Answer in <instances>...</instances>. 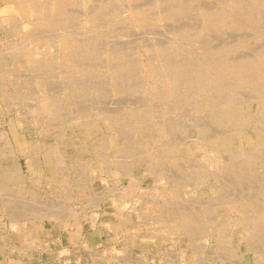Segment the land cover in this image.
<instances>
[{"label": "rangeland", "instance_id": "obj_1", "mask_svg": "<svg viewBox=\"0 0 264 264\" xmlns=\"http://www.w3.org/2000/svg\"><path fill=\"white\" fill-rule=\"evenodd\" d=\"M47 1L0 0V169L19 167L23 237L49 251L84 229L67 264H264V0Z\"/></svg>", "mask_w": 264, "mask_h": 264}, {"label": "crops", "instance_id": "obj_2", "mask_svg": "<svg viewBox=\"0 0 264 264\" xmlns=\"http://www.w3.org/2000/svg\"><path fill=\"white\" fill-rule=\"evenodd\" d=\"M16 155L19 156L20 154L16 153ZM1 167L0 264H49V253H51L52 258L51 264H67L72 260V249H74L75 246L81 244V249L83 248V246H86L84 248H87V239H85L84 245L83 241H79L78 237H76L83 235V233H85L84 229H81L80 235H78L77 233L79 232L74 234L73 230L69 231L70 229L68 228L63 230V228L59 227L60 238H57L55 243L60 244V246H55L54 249L50 248L49 251H47L46 249H42L40 247L39 240L36 241V239L32 237V235H29L28 239H25L23 237L25 233L24 229L22 230L17 226V223H15L17 220L22 219L23 217L18 212L14 211L13 208V203L15 201H19L17 200L20 197L18 196V194L21 192V188H23V181H14L12 179L13 174H16V179H19V167L18 165H14V167H12L13 169H10L8 166L4 165H2ZM9 189L13 190L14 194L17 195V197L13 196V194L10 195L9 192H7ZM73 238H75V243L73 241ZM58 241L61 243H57Z\"/></svg>", "mask_w": 264, "mask_h": 264}, {"label": "bare ground", "instance_id": "obj_3", "mask_svg": "<svg viewBox=\"0 0 264 264\" xmlns=\"http://www.w3.org/2000/svg\"><path fill=\"white\" fill-rule=\"evenodd\" d=\"M2 1H3V0H2ZM10 1H11V0H10ZM16 1H18V0H16ZM31 1H33V0H19V4L25 6V4H28V3H30ZM35 1H36V0H35ZM39 1H40V0H39ZM45 1H47V0H45ZM48 1H49V0H48ZM48 1H47V2H48ZM51 1H52V0H51ZM53 1H55V0H53ZM115 1H116V0H115ZM120 1H121V0H120ZM158 1H159V0H158ZM158 1H157V2H158ZM169 1H170V0H169ZM176 1H177V0H176ZM186 1H187V0H186ZM194 1H196V0H194ZM143 2H144V1H143ZM182 2H183V0H182ZM260 2H261V1H260ZM260 2H259V3H260ZM32 3L34 4V2H32ZM32 3H31V4H32ZM45 3H46V2H45ZM50 3H52V2H50ZM54 3H55V2H54ZM60 3H61V2H60ZM62 3H63V2H62ZM96 3H97V2H96ZM106 3H107V2H106ZM127 3H128V2H127ZM150 3H151V2H150ZM226 3H227V2H226ZM233 3H234V2H233ZM42 4H43V3H42ZM42 4H41V5H42ZM47 4H49V2H48ZM136 4H139V3H136ZM157 4H158V3H157ZM159 4H160V3H159ZM177 4H178V3H175L176 6H177ZM180 4H181V3H180ZM228 4H230V3H228ZM247 4H249V3H247ZM251 4H252V3L250 2V7H251ZM29 5H30V4H29ZM57 5H58V3H57ZM126 5H127L126 9L129 8V7H128V4H126ZM131 5H132V4H131ZM133 5H135V4H133ZM133 5H132V6H133ZM172 5H173V4H172ZM172 5H171V6H172ZM175 5H174V6H175ZM181 5H182V4H181ZM185 5H187V4H184V6H185ZM195 5H196V4H195ZM226 5H227V4H226ZM230 5H231V4H230ZM230 5H229V6H230ZM238 5H239V4H238ZM243 5H244V4H243ZM6 6H9V5H6ZM100 6H101V5H100ZM120 6H121V5H120ZM120 6H119V7H120ZM229 6H228V7H229ZM235 6H237V5H235ZM245 6H246V5H245ZM255 6H256V5H255ZM260 6H261V3H260ZM260 6H258V7L256 6V7H257L258 9H261V8H259ZM30 7H31V6H30ZM32 7H33V6H32ZM49 7H50V6H49ZM49 7H48V8H49ZM54 7H55V6H54ZM57 7H60V6H57ZM159 7H160V6H159ZM169 7H170V6H169ZM178 7H179V4H178ZM185 7H186V6H185ZM225 7H226V6H225ZM230 7H231V6H230ZM246 7H247V6H246ZM248 7H249V6H248ZM253 7H254V6H253ZM256 7H254V8H256ZM62 8H63V7H62ZM144 8H145V7H144ZM164 8H165V7H164ZM179 8H181V7H179ZM179 8H178V9H179ZM222 8H223V7H222ZM243 8H244V7H243ZM243 8H242V9H243ZM254 8H252V10L256 11ZM9 9H10V7H9ZM52 9H53V8H52ZM94 9H95V8H94ZM96 9H97V8H96ZM101 9H102V8H101ZM113 9H114V8H113ZM145 9H146V8H145ZM166 9H167V8H166ZM185 9H186V8H185ZM223 9H224V8H223ZM226 9H227V13H228V8H226ZM34 10H37V8L34 7ZM34 10H33V11H34ZM57 10H59V9H57ZM61 10H62V9H61ZM103 10H104V9H103ZM127 10H128V9H127ZM143 10H144V9H143ZM161 10H162V9H161ZM205 10H206V9H205ZM217 10H218V9H217ZM219 10H220V9H219ZM235 10H236V9H235ZM237 10H238V9H237ZM245 10H246V11H245ZM245 10H244L243 14H244L245 12L248 14L247 9H245ZM16 11H17V10H16ZM31 11H32V9H31ZM41 11H42V10H41ZM46 11H47V9H46ZM105 11H106V10H105ZM105 11H104V12H105ZM111 11H115V9H114V10H111ZM116 11H117V10H116ZM128 11H129V10H128ZM158 11H160V10H158ZM180 11H181V10H180ZM183 11H184V10H183ZM208 11H209V10H208ZM208 11H207V12H208ZM250 11H251V10H250ZM257 11H259V10H257ZM28 12H29V11H28ZM38 12H39V11H37L36 13H38ZM49 12H50V10H49ZM57 12H58V11H57ZM83 12H84V10H83ZM101 12H102V11H101ZM101 12H100V13H101ZM109 12H110V11H109ZM117 12H118V11H117ZM119 12H120V10H119ZM153 12H154V11H153ZM153 12H152V13H153ZM156 12H157V11H156ZM229 12H230V11H229ZM251 12H252V11H251ZM15 13H16V12H15ZM19 13H20V12H19ZM34 13H35V12H34ZM34 13H33V14H34ZM95 13H98V12H95ZM95 13H94V15H95ZM107 13H108V12H107ZM124 13H127V12L124 11ZM124 13H123V14H124ZM165 13H166V11H165ZM168 13H169V12H168ZM204 13H205V12H204ZM213 13H214V12H213ZM230 13H231V12H230ZM13 14H14V13H13ZM39 14H40V12H39ZM46 14H47V15H50V14H48V12H46ZM56 14H57V13H56ZM58 14H59V13H58ZM91 14H92V13H91ZM108 14H109V13H108ZM114 14H116V13L114 12ZM114 14H113V16H115ZM120 14H121V13H120ZM130 14H132V13H130ZM155 14H156V13H155ZM157 14H158V12H157ZM160 14H161V13H160ZM173 14H174V13H173ZM215 14H216V13H215ZM222 14H223V13H221V15H222ZM224 14H225V13H224ZM237 14H238V13H237ZM240 14H242V12H241ZM254 14H255V13H254ZM15 15H16V14H15ZM29 15H30V14H29ZM51 15H53V17H54V14H51ZM87 15H88V14H87ZM103 15H104V14H103ZM103 15H102V16H103ZM110 15H111V14H110ZM116 15H117V14H116ZM203 15H204V14H203ZM209 15H210V14H209ZM41 16L43 17V15H41ZM82 16H83V15H82ZM88 16H89V15H88ZM88 16H87V17H88ZM90 16H92V15H90ZM90 16H89V18H90ZM102 16H101V18H102ZM108 16H109V15H108ZM123 16H124V15H123ZM125 16H126V15H125ZM128 16H129V15H128ZM152 16H153V15H152ZM166 16H167V14H166ZM171 16H172V15H171ZM214 16H215V15H214ZM218 16H219V15H218ZM228 16H230V15H228ZM47 17H48V16H47ZM55 17H56V16H55ZM57 17H60V14H59V16H57ZM147 17H150V16L148 15ZM211 17H212V16H211ZM226 17H227V16H226ZM246 17H247V16H246ZM14 18H15V17H14ZM19 18H20V17H19ZM22 18H23V17H22ZM27 18H28V17H27ZM37 18H38V17H37ZM49 18H50V17H49ZM49 18H48V20H49ZM62 18H63V17H62ZM96 18L99 19V17H97V16H96ZM101 18H100V19H101ZM106 18H108L107 15H106ZM126 18H127V17H126ZM126 18H125V19H126ZM141 18H144V16L142 15ZM164 18H165V17H164ZM174 18H175V17H174ZM230 18H232V17L230 16ZM230 18H229V19H230ZM15 19H16V18H15ZM25 19H26V18H25ZM46 19H47V18H46ZM53 19H54V18H53ZM90 19H91V18H90ZM93 19H94V18H93ZM97 19H95V20H97ZM133 19H134V18H133ZM147 19H149V18H147ZM147 19H146V20H147ZM165 19H166V18H165ZM221 19H222V18H221ZM227 19H228V18H227ZM20 20H22V19H20ZM44 20H45V19H44ZM54 20H55V19H54ZM59 20H60V19H59ZM61 20H63V19H61ZM95 20H93V21H95ZM101 20H102V19H101ZM101 20H99V21H101ZM104 20H105V19H104ZM104 20H103V21H104ZM115 20H116V19H115ZM123 20H124V19H123ZM205 20H206V19H205ZM208 20H209V19H208ZM225 20H226V19H225ZM246 20H247V19H246ZM22 21H23V20H22ZM50 21H51V19H50ZM86 21H87V20H86ZM89 21H91V20H89ZM97 21H98V20H97ZM105 21H106V20H105ZM108 21H109V19H108ZM144 21H145V20H144ZM210 21H211V20H210ZM217 21H218V20H217ZM12 22H13V21H12ZM20 22H21V21H20ZM24 22H25V21H24ZM29 22H30V21H29ZM37 22H38V21H37ZM95 22H96V21H95ZM114 22H117V21H114ZM158 22H159V21H158ZM211 22H212V21H211ZM228 22H229V21H228ZM232 22H233V21H232ZM242 22H243V21H242ZM247 22L249 23V22H251V21L248 20ZM33 23H35V22H33ZM52 23H53V22H52ZM55 23H56V22H55ZM89 23H90V22H89ZM92 23H94V22H92ZM96 23H97V22H96ZM96 23H95V24H96ZM98 23H99V22H98ZM103 23H104V22H103ZM111 23H112V21H111ZM142 23H143V22H142ZM144 23H145V22H144ZM220 23H221V22H220ZM236 23H237V22H236ZM256 23H257V21H256ZM95 24H94V25H95ZM113 24H114V23H113ZM128 24H130V23H128ZM209 24H210V23H209ZM216 24H217V23H216ZM249 24H250V23H249ZM259 24H260V22H259ZM10 25H11V24H10ZM94 25L92 24L93 28L95 27ZM186 25H187V24H186ZM225 25L227 26L228 24L224 23V26H225ZM240 25H241V24H240ZM6 26H9V23H8V25H6ZM6 26H5V27H6ZM24 26H25V25H24ZM37 26H38V25H37ZM39 26H40V25H39ZM39 26H38V27H39ZM89 26H90V25H89ZM106 26H107V24H106ZM134 26H135V24H134ZM205 26H208V25H205ZM217 26L220 28V25H217ZM217 26H216V27H217ZM222 26H223V25H222ZM222 26H221V27H222ZM28 27H30V26H28ZM97 27H98V26H97ZM97 27L95 28L96 30H97ZM135 27H136V26H135ZM135 27H134V29H135ZM216 27H215V28H216ZM228 27H229V25H228ZM228 27H227V28H228ZM32 28H33V26H32ZM68 28H69V27H68ZM88 28H89V27H88ZM91 28H92V27H91ZM106 28H107V27H106ZM120 28H121V27H120ZM230 28H231V27H230ZM25 29H26V28H25ZM99 29H100V28H99ZM140 29H141V28H139V30H140ZM205 29H206V28H205ZM205 29H204V31H205ZM211 29H212V28H211ZM223 29H224V28H223ZM246 29H247V28H246ZM69 30H70V29H69ZM214 30H216V29H214ZM214 30H213V31H214ZM217 30L219 31L218 28H217ZM10 31H11V30H10ZM62 31H64V30H62ZM62 31H61V33L59 34L58 39L56 40V41H57V43H56V46H57V47H56V48H58L59 51H61V53H62V52H66L67 49H68V46H70V45H69V40H68V39H69V38H68V34H66L67 32L65 33V32H62ZM65 31H66V30H65ZM91 31H92V30L89 31V34H90ZM135 31H136V30H135ZM211 31H212V30H211ZM21 32H22V31H21ZM136 32H138V31H136ZM198 32H199V31H198ZM215 32H216V31H215ZM33 33H34V32H33ZM93 33H94V32H93ZM132 34L135 35L134 33H132ZM195 34H196V33H195ZM17 35H18V34H17ZM17 35H16V36H17ZM85 35H86V34H85ZM145 35H146V34H145ZM190 35H191V34H190ZM92 36H93V35H92ZM148 36H149V35H148ZM191 36H192V35H191ZM200 36H201V35H200ZM202 36H206V35L202 32ZM202 36H201V37H202ZM13 37H14V36H13ZM32 37H33V36H32ZM36 37H37V36H36ZM56 37H57V36H56ZM89 37H90V36H88V38H89ZM177 37H178V35H177ZM193 37H195V36H192V38H193ZM149 38H150V37H149ZM158 38H159V37H158ZM195 38H196V37H195ZM32 39H33V38H32ZM169 39H170V38H169ZM193 39H194V38H193ZM29 40H30V39H29ZM88 40H89V39H88ZM179 40H181V39H179ZM179 40H177V41H179ZM199 40H200V39H199ZM201 40H202V38H201ZM70 41H71V40H70ZM145 41H146V40H145ZM197 41H198V40H197ZM197 41H195L194 44H196ZM190 42H191V41H190ZM31 43H32V42H31ZM33 43H34V42H33ZM35 43H36V42H35ZM35 43H34V44H35ZM114 43H115V42H114ZM174 43H175V42H174ZM181 43H182V42H181ZM198 43L201 44L200 42H198ZM198 43H197V44H198ZM87 44H88V43H87ZM89 44H91V43H89ZM139 44H140V43H139ZM175 44H176V43H175ZM177 44H179V43L177 42ZM190 44H191V43H190ZM194 44H193V45H194ZM244 44H245V43H244ZM23 45H24V44H23ZM26 45H27V44H26ZM240 45H241V44H240ZM242 45H243V44H242ZM245 45H246V44H245ZM29 46H30V45H29ZM86 46H87V45H86ZM92 46H93V45H92ZM174 46H175V45H174ZM189 46H190V45H189ZM195 46H196V45H195ZM230 46H231V45H230ZM232 46H233V45H232ZM235 46H236V45H235ZM237 46H238V45H237ZM33 47H34V46H33ZM38 47H39V46H38ZM96 47H97V45L95 46V48H96ZM98 47H99V46H98ZM112 47H113V45H112ZM142 47H143V46H142ZM142 47H141V48H142ZM176 47H178V46L176 45ZM181 47H182V44H181ZM20 48H21V47H20ZM20 48H18V49H20ZM35 48H36V47H35ZM203 48H204V47H203ZM235 48H236V47H235ZM240 48H242V46H240ZM16 49H17V48H16ZM54 49H55V48H54ZM58 49H57V50H58ZM84 49H85V48H84ZM111 49H113V48H111ZM175 49H176V48H175ZM175 49H174V50H175ZM177 49H178V48H177ZM229 49H230V48H229ZM229 49H228V50H229ZM28 50H29L28 52H30V49H28ZM71 50H72V49H71ZM85 50H86V49H85ZM88 50H89V49H88ZM94 50H95V49H94ZM153 50H154V48H153ZM178 50H180V49H178ZM181 50H182V49H181ZM220 50H221V49H220ZM230 50H231V49H230ZM232 50H233V49H232ZM24 51H25V49H24ZM36 51H37V50H36ZM38 51H39V49H38ZM38 51H37V52H38ZM45 51H46V50H45ZM52 51H55V50H52ZM97 51H98V49H97ZM104 51H106L105 48H104ZM110 51H111V50H110ZM225 51H226V50H225ZM225 51H224V52H225ZM18 52H20V51L18 50ZM193 52H194V51H193ZM224 52H223V53H224ZM105 53H106V52H105ZM105 53H104V54H105ZM154 53H155V52H154ZM168 53H169V52H168ZM168 53H167V54H168ZM173 53H178V51H176V52L174 51ZM213 53H214V51H213ZM216 53H217V51H216ZM220 53H221V52H220ZM223 53H222V55H223ZM226 53H227V51H226ZM226 53H225V54H226ZM114 54H115V53H114ZM167 54H165V55H167ZM199 54H200V53H199ZM234 54H235V53H234ZM258 54H260V53H258ZM12 55H14L13 52H12ZM16 55H17V54H16ZM23 55H24V54H23ZM39 55H40V54H39ZM58 55H59V54H58ZM158 55H159V54H158ZM165 55H164V56H165ZM262 55H263V53H262ZM44 56H45V54H44ZM52 56H53V55H52ZM102 56H105V57H106L107 54H106V55H102ZM102 56H101V57H102ZM112 56H113V55H112ZM169 56H170V54H169ZM171 56H172V54H171ZM196 56H197V55H196ZM205 56H206V55H205ZM229 56H230V55H229ZM55 57H56V56H55ZM114 57H115V55H114ZM117 57H118V56H117ZM146 57H147V56H146ZM149 57H150V56H149ZM10 58H11V57H10ZM24 58H26V57H24ZM40 58H42V57H40ZM48 58H49V56H48ZM102 58H103V57H102ZM209 58H210V57H209ZM234 58H235V57H234ZM55 59H56V58H55ZM57 59H58V58H57ZM109 59H110V58H109ZM145 59H146V58H145ZM173 59H175V58H173ZM179 59H180V58H179ZM179 59H178V61L182 60V58H181L180 60H179ZM200 59H201V58H200ZM210 59H211V58H210ZM231 59H233V58L231 57ZM251 59H252V58H251ZM253 59H254V58H253ZM256 59H257V58H256ZM1 60H2V58H1ZM10 60H11V59H10ZM23 60H24V59H23ZM25 60H26V59H25ZM35 60H36V59H35ZM137 60H139V59H137ZM171 60H172V59H171ZM201 60H202V59H201ZM208 60H209V59H208ZM212 60H213V59H212ZM229 60H230V58H229ZM248 60H249V59H248ZM257 60H258V59H257ZM257 60H256V61H257ZM16 61H17V58H16ZM58 61H59V60H58ZM108 61H109V60H108ZM149 61H150V60H149ZM172 61H173V60H172ZM176 61H177V60H176ZM176 61H175V62H176ZM187 61H188V59H187ZM194 61L196 62V60H194ZM209 61H210V60H209ZM234 61H237V60L235 59ZM250 61H251V60H250ZM254 61H255V60H254ZM254 61H253V62H254ZM260 61H261V60H260ZM152 62H153V61H152ZM180 62H181V61H180ZM182 62H183V61H182ZM189 62H190V61H188V64H189ZM257 62H258V61H257ZM16 63H17V62H16ZM23 63H24V62H23ZM25 63H26V62H25ZM144 63H145V62H144ZM168 63H169V62H168ZM210 63H211V62H209V64H210ZM228 63H229V62H228ZM1 64H2V63H1ZM3 64H4V62H3ZM145 64H146V63H145ZM145 64H144V65H145ZM147 64H148V63H147ZM191 64H192V63H191ZM240 64H241V63H240ZM254 64H255V63H254ZM5 65H6V64H5ZM22 65H23V64H22ZM26 65H27V64H26ZM29 65H30V64H29ZM37 65H38V64H37ZM193 65H194V63H193ZM195 65H196V64H195ZM197 65H199V64H197ZM256 65H257V64H256ZM6 66H7V65H6ZM27 66H28V65H27ZM39 66H40V65H39ZM59 66H60V64H59ZM141 66H142V65H141ZM156 66H157V65H156ZM166 66H167V65H166ZM175 66H177V65H175ZM208 66H209V65H208ZM222 66H223V65H222ZM224 66H225V65H224ZM240 66H241V65H240ZM249 66H250V65H249ZM249 66H248V67H249ZM252 66H253V65H252ZM0 67L2 68V66H0ZM4 67H5V66H4ZM20 67H21V65H20ZM25 67H26V66H25ZM144 67H145V66H144ZM149 67H150V66H149ZM195 67H196V66H195ZM195 67H194V68H195ZM209 67H212V64H211ZM237 67H238V66H237ZM245 67H246V66H245ZM254 67H255V66H254ZM11 68H12V67H11ZM11 68H10V69H11ZM30 68H31V66H30ZM35 68H37V67L35 66ZM64 68H65V67H64ZM66 68H67V67H66ZM66 68H65V69H66ZM142 68H143V67H142ZM166 68H168V67H166ZM215 68H216V67H215ZM258 68H259V67H258ZM8 69H9V68H8ZM10 69H9V72H10ZM26 69H27V67H26ZM40 69H41V68H40ZM61 69H62V68H61ZM164 69H165V68H164ZM188 69H189V68H188ZM202 69H203V68H202ZM209 69L211 70V68H209ZM247 69H249V68H247ZM36 70H37L36 72H38L39 69H36ZM62 70H63V69H62ZM192 70H193V69H192ZM222 70H223V69H222ZM224 70H225V69H224ZM237 70H238V69H237ZM252 70H254V69H252ZM261 70H263V68H262ZM0 71H1V70H0ZM6 71H7V70H6ZM11 71H13V70H11ZM20 71H21V70H20ZM41 71H42V70H41ZM63 71H64V70H63ZM153 71H154V70H153ZM199 71H200V70H199ZM202 71H204V70H202ZM207 71H208V70H207ZM9 72H8V73H9ZM34 72H35V71H34ZM147 72L149 73V71H147ZM168 72H169V71H168ZM184 72H185V71H184ZM208 72H209V71H208ZM208 72H207V73H208ZM222 72H224V71H222ZM11 73H12V72H11ZM26 73H27V72H26ZM156 73H157V72H156ZM245 73H246V72H245ZM33 74H34V73H33ZM171 74H173V73H171ZM193 74H194V73H193ZM258 74H259V73H258ZM0 75H1V73H0ZM30 75H31V74H30ZM38 75H39V74H38ZM147 75H148V74H147ZM147 75H146V76H147ZM162 75L164 76V72L162 73ZM188 75H189V74H187V76H188ZM240 75H241V74H240ZM245 75H246V74H245ZM1 76H2V75H1ZM3 76H6V75H3ZM7 76H9V74H8ZM160 76H161V75H160ZM176 76H178V75H176ZM194 76H195V75H194ZM194 76L192 75V76H190V77H193V78H194ZM204 76H205V75H204ZM222 76H223V75H222ZM45 77H46V76H45ZM148 77H149V76H148ZM158 77H159V76H158ZM184 77H185V76H184ZM149 78H150V77H149ZM171 78H173V76H172ZM213 78H214V77H213ZM215 78H216V77H215ZM250 78H251V77H250ZM253 78H255V77H253ZM152 79H153V78H152ZM152 79H151V80H152ZM162 79H163V78H162ZM187 79H188V78H187ZM220 79H221V78H220ZM259 79H260V78H259ZM154 80H155V79H154ZM156 80H159V79H156ZM169 80H170V79H169ZM169 80H168V81H169ZM183 80H184V79H183ZM183 80H182V81H183ZM194 80H195V79H194ZM196 80H197V78H196ZM198 80H199V79H198ZM215 80H216V79H215ZM253 80H254V79H253ZM255 80H256V79H255ZM152 81H153V80H152ZM166 81H167V80H166ZM200 81H201V79H200ZM204 81H205V79H204ZM204 81H203V82H204ZM243 81H244V82H247V81H246V78L243 79ZM143 82H144V81H143ZM190 82H191V81H190ZM203 82H202V83H203ZM211 82H212V81H211ZM213 82H214V81H213ZM213 82H212V83H213ZM216 82H217V81H216ZM244 82H243V83H244ZM253 82H254V81H253ZM150 83H152V82H150ZM153 83H154V82H153ZM170 83H171V82H170ZM198 83H201V82L198 81L197 84H198ZM202 83H201V85H202ZM206 83H207V82H206ZM221 83H222V82H221ZM161 84H162V83H161ZM168 84H169V83H168ZM168 84H167V85H168ZM181 84H182V82H181ZM197 84H196V85H197ZM203 84H204V83H203ZM218 84H219V83H218ZM235 84H236V83H235ZM235 84H234V85H235ZM146 85H147V84H146ZM163 85H164V84H163ZM194 85H195V84H194ZM194 85H193V86H194ZM201 85H200V86H201ZM241 85H243V84H241ZM245 85H247V84H245ZM248 85H249V84H248ZM250 85H251V84H250ZM151 86H152V85H151ZM168 86H169V85H168ZM193 86H192V87H193ZM204 86H205V85H204ZM232 86H233V84H232ZM232 86H231V87H232ZM146 87H147V86H146ZM164 87H165V86H164ZM194 87H195V86H194ZM219 87H220V86H219ZM221 87H222V86H221ZM231 87H230V88H231ZM259 87H260V86H259ZM176 88H177V87H176ZM260 88H261V87H260ZM158 89H159V88H158ZM192 89H193V88H192ZM256 89H257V88H256ZM146 90H147V89H146ZM168 90H169V89H168ZM173 90H176V89L173 88ZM200 90H201V89H200ZM222 90H223V89H222ZM239 90H240V89H239ZM258 90H259V89H258ZM194 91H195V90H194ZM196 91H197V90H196ZM207 91H208V90H206V88L202 89V92L207 93ZM245 91H246V90H245ZM260 91H261V90H260ZM155 92H156V91H155ZM174 92H175V91H174ZM191 92H192V91H191ZM188 93H189V92H188ZM237 93H238V92H237ZM198 94H200V93H198ZM209 94H210V93H209ZM257 94H258V93H257ZM159 95H161V94H159ZM163 95H164V94H162V96H163ZM183 95H184V94H183ZM189 95H190V94H189ZM252 95H253V94H252ZM186 96H187V95H186ZM198 96H199V95H198ZM221 96H222V95H221ZM221 96H220V97H221ZM225 96H226V95H225ZM235 96H236V95H235ZM256 96H257V95H256ZM187 97H188V96H187ZM187 97H186V98H187ZM195 97H196V96H195ZM199 97H200V96H199ZM247 97H248V96H247ZM251 97L253 98V96H251ZM251 97H250V98H251ZM153 98H154V97H153ZM224 98H225V97H224ZM233 98H234V97H233ZM238 98H239V97H238ZM262 98H263V97H262ZM156 99H157V98H156ZM226 99H227V98H226ZM236 99H237V98H236ZM244 99H248V98H243L242 101H244ZM259 99H261V98H259ZM263 99H264V98H263ZM182 100H183V99H182ZM237 100L239 101V99H237ZM240 100H241V98H240ZM248 100H250V99H248ZM248 100H246V101H248ZM252 100H253V99H251L250 101H252ZM261 100H262V99H261ZM261 100H260V101H261ZM161 101H162V100H161ZM161 101H160V102H161ZM193 101H194V100H193ZM227 101H228V100H227ZM227 101H226V102H227ZM238 101H237V102H238ZM255 101H256V100H255ZM258 101H259V100H258ZM263 101H264V100H263ZM66 102H67V101H66ZM191 102H192V101H191ZM191 102H189V103L191 104ZM239 102H241V101H239ZM239 102H238V103H239ZM248 102H249V101H248ZM47 103H49V101H48ZM58 103H59V102H58ZM157 103H158V102H157ZM189 103H188V104H189ZM197 103H198V101H197ZM197 103H196V104H197ZM223 103L225 104V102H222V105H224ZM234 103H235V102H234ZM241 103H242V102H241ZM243 103H244V102H243ZM181 104H182V103H181ZM186 104H187V103H186ZM192 104H193V103H192ZM194 104H195V103H194ZM198 104H199V103H198ZM226 104H227V103H226ZM230 104H231V103H230ZM202 105H203V104H202ZM258 105H259V104H258ZM220 106H221V105H220ZM243 106H244V105H243ZM261 106H262V105H261ZM212 107H213V105H212ZM223 107H224V106H223ZM169 108H170V107H169ZM259 109H260V108H259ZM259 109H257V110H259ZM50 110H52V109H50ZM195 110H196V109H195ZM206 110H207V109H206ZM215 111H216V112H215V114H216V113H217V109H216ZM239 111H240V110H239ZM246 111H247V110H246ZM33 112L35 113V112H37V110L34 109ZM52 112H53V111H52ZM226 112H229V111L227 110ZM241 112H242V111H241ZM241 112H240V113H241ZM244 112H245V111H244ZM247 112H248V111H247ZM259 112H260V110H259ZM250 113H251V112H250ZM44 114H45V113H44ZM47 114H48V113H47ZM50 114H52V113L50 112ZM213 114H214V112H213ZM235 114H236V113H235ZM246 114H249V112L246 113ZM252 114H253V113H252ZM249 115H250V114H249ZM42 116H43V115H42ZM51 116H55V115L52 114ZM221 116H222V115H221ZM242 116H243V114H242ZM245 116H247V115H245ZM215 117H216V116H215ZM222 117H223V116H222ZM41 118H42V117H41ZM45 118H46V117H45ZM47 118H49V117H47ZM49 119H50V118H49ZM240 119H241V118H240ZM44 120H45V119H44ZM46 120H47V119H46ZM50 120H51V119H50ZM52 120H53V119H52ZM54 120H56V118H55ZM214 120H215V118H214ZM229 121H230V120H229ZM238 121H239V120H238ZM262 121H263V120H262ZM48 122H49V121H48ZM229 123H230V122H229ZM241 123H242V122H241ZM230 124H231V123H230ZM236 125H237V124H236ZM236 125H235V126H236ZM230 126H231V125H230ZM248 126H249V125H248ZM252 126H253V125H252ZM66 128H67V127H66ZM234 128H237V129H238V127H234ZM197 129H198V128H197ZM242 130H244V129H242ZM242 130H240V131H242ZM259 131H262L263 133H262V132H261V133L264 135V131H263V130L260 129ZM242 132H243V131H242ZM242 132H240V133H242ZM250 132H251V131H250ZM252 132H253V130H252ZM254 132H256V131H254ZM261 133H260V134H261ZM196 134H197V131H196V133H195V136H196ZM205 134H206V133H205ZM205 134H204V135H205ZM236 134H237V133H236ZM257 134H259V133H257ZM260 134H259V137H260ZM200 135H201V134H200ZM202 135H203V134H202ZM240 135H241V134H240ZM197 136H198V134H197ZM254 136H255V135H254ZM256 136H257V135H256ZM239 137H240V136H239ZM200 138H201V137H200ZM203 138H204V137H203ZM203 138H202V139H203ZM193 139H194V138H193ZM193 139H192L191 141H193ZM209 139H210V138H209ZM212 139H213V137H212ZM212 139H211V140H212ZM214 139H216L215 136H214ZM256 139H257V138H256ZM183 140H184V139H183ZM196 140H198V138H197ZM239 140H241V139H239ZM205 141H206V140H205ZM207 141H208V140H207ZM218 141H219V140H218ZM260 141H262V140H260ZM179 142H180V141H179ZM182 142H183V141H182ZM194 142H196V141H194ZM200 142H201V141H200ZM212 142H213V141H212ZM214 142H215V141H214ZM219 142H220V141H219ZM256 142H257V141H256ZM184 143H185V142H184ZM188 143H189V142H188ZM223 143H224V141H223ZM230 143H231V142H230ZM179 144H180V143H179ZM189 144H190V143H189ZM191 144H192V143H191ZM196 144H197V143H196ZM201 144H202V143H201ZM203 144H204V143H203ZM216 144H217V143H216ZM255 144H257V143H255ZM259 144H261V143H259ZM118 145H119V144H118ZM120 145H121V144H120ZM212 145H214V144H212ZM262 145H263V144H262ZM188 146H189V145H188ZM98 147H99V146H98ZM120 147H121V146H120ZM122 147H123V145H122ZM177 147H178V145H177ZM180 147H181V146H180ZM180 147H179V148H180ZM190 147H191V146H190ZM200 147H201V146H200ZM55 148H56V147H55ZM171 148H172V147H171ZM196 148H197V147H196ZM196 148H195V150H196ZM217 148H218V147H217ZM197 149H198V148H197ZM204 149H205V147H204ZM206 149H207V147H206ZM206 149H205V150H206ZM210 149H212V148H210ZM226 149H227V146H226ZM230 149H231V148H230ZM59 150H60V149H59ZM123 150H124V149H123ZM193 150H194V149H193ZM200 150H201V149H200ZM220 150H221V149H220ZM222 150H223V149H222ZM169 151H170V150H169ZM206 151H207V150H206ZM171 152H172V150H171ZM176 152H177V150H176ZM199 152H200V151H199ZM209 152H210V151H209ZM3 153H4V152H3ZM204 153H205V152H204ZM211 153H212V152H211ZM211 153H209V154H211ZM214 153H215V152H214ZM61 154H62V153H61ZM255 154H256V153H255ZM201 155H202V154H201ZM211 155H212V154H211ZM248 155H249V154H248ZM56 157H57V156H56ZM56 157H55V158H56ZM62 157H63V156H62ZM213 157H214V156H213ZM218 157H219V156H218ZM49 158H50L49 160L52 161V156H50ZM57 158H58V157H57ZM60 158H61V157H60ZM207 158H208V157H207ZM230 158H231V157H230ZM230 158H229V159H230ZM164 159H165V158H164ZM195 159H196V158H195ZM55 160H56V159H55ZM60 160H61V159H60ZM56 161H57V160H56ZM56 161H55V162H56ZM63 161H64V160H63ZM219 161H220V160H219ZM232 161H233V160H232ZM260 161H261V160H260ZM61 162H62V160H61ZM206 162H207V161H206ZM206 162H205V163H206ZM261 162H262V161H261ZM58 163H59V162H58ZM113 163H114V162H113ZM192 163H193V162H192ZM201 163H202V162H201ZM263 163H264V162H263ZM41 164H42V163H41ZM119 164H120V163H119ZM119 164H118V165H119ZM194 164H195V163H194ZM215 164H216V163H215ZM217 164H218V162H217ZM42 165H43V164H42ZM60 165H62V163H60ZM60 165H59V166H60ZM63 165H65V163H64ZM123 165H124V164L122 163L121 169H122V168H126V167H125L126 165H125L124 167H123ZM259 165H260V164H259ZM57 166H58V165H57ZM228 166H230V165H228ZM66 169H67V168H66ZM118 169H119V168H118ZM244 169L247 170V169H248L247 166H246V168H244ZM125 170H126V169H125ZM130 170H131V169H130ZM130 170H128V171H130ZM157 170H158V169H157ZM161 170H162V169H161ZM57 171H58V170H57ZM61 171H63V169H61ZM126 171H127V170H126ZM128 171H127L126 173H128ZM131 171H132V170H131ZM131 171H130V172H131ZM121 172H122V171H121ZM124 172H125V171H124ZM241 172H242V171H241ZM241 172H239V173H241ZM198 173H199V172H198ZM127 175L130 176V173H128ZM131 175H132V174H131ZM12 176H13V175H12ZM240 176H241V175H239V177H240ZM130 177H132V176H130ZM200 177H201V176H200ZM242 177H243V175H242L240 178H242ZM248 177H249V176H248ZM159 178H160V177H159ZM191 178H192V177H191ZM243 178H245V176H244ZM129 180H130V178H129ZM157 182H158V181H157ZM136 184H137V183H136ZM184 184H185V183H184ZM89 185H91V184H89ZM91 187H92V185H91ZM133 188H135V187H133ZM136 188H137V187H136ZM2 189H3V188H2ZM91 189H93V188H91ZM262 189H263V188H262ZM262 189H261V190H262ZM132 190H134V189H132ZM132 190H131V191H132ZM3 191H4V190H3ZM8 191H9V190H8ZM128 191H129V190H128ZM126 192H127V191H126ZM262 192H263V191H262ZM156 195H157V194H156ZM192 195H193V194H192ZM124 196H125V195H124ZM122 199H123V198H122ZM122 199H121V201H122ZM124 199H125V198H124ZM238 199H239V198H238ZM242 200H243V199H242ZM190 201H191V200H190ZM6 203H7V202H6ZM246 203H247V202H246ZM225 204H226V203H225ZM229 204H230V203H229ZM258 204H259V203H258ZM14 205H15V204H14ZM14 205H13V206H14ZM3 206H4V205H3ZM34 206H35V205H34ZM122 206H123V205H122ZM234 206H235V204H234ZM263 206H264V205H263ZM37 207H38V206H37ZM229 207H233V206H229ZM229 207H228L227 209H229ZM260 207H261V205H260ZM210 208H211V207H210ZM233 208H234V207H233ZM31 209H32V208H31ZM221 209H222V208H221ZM230 209H231V208H230ZM258 209H259V208H258ZM234 210H236V208H235ZM248 210H249V209H248ZM229 211H231V210H229ZM232 211H233V210H232ZM227 212H228V211H227ZM250 213H251V211H250ZM69 214H70V213H69ZM237 214H238V213H237ZM240 214H241V213H240ZM245 214H246V213H245ZM221 215H222V214H221ZM52 216H53V215H52ZM251 216H253V215H251ZM47 217H48V216H47ZM242 217H243V215H242ZM242 217H241V218H242ZM222 218H223V217H222ZM228 219H229V218H228ZM208 220H209V219H208ZM234 220H235V218H234ZM234 220H232V221L235 222ZM244 220H245V219H244ZM185 221H186V220H185ZM182 222H183V221H182ZM186 222H187V221H186ZM225 222H227V221H225ZM233 222H231V223L233 224ZM231 223H230V224H231ZM261 223H262V222H261ZM181 224H182V223H181ZM184 224H185V223H184ZM230 224H229L228 226H230ZM241 224H242V223H241ZM241 224H240V225H241ZM225 225H226V224H225ZM262 225H263V224H262ZM180 226H181V225H180ZM206 226H207V225H206ZM220 226H221V225H220ZM226 226H227V225H226ZM226 226H225V228L228 227V226H227V227H226ZM235 226H236V225H235ZM237 226H238V225H237ZM173 227H174V226H173ZM216 227H217V226H216ZM230 227H231V226H230ZM255 227H256V226H255ZM207 228H209V227H207ZM228 228H229V227H228ZM233 228H235V227H233ZM247 228H249V226H248ZM175 229H176V228H175ZM177 229H178V228H177ZM222 229H223V228H222ZM243 229H244V228H243ZM251 229H252V228H251ZM180 230H181V229H180ZM217 230H218V229H217ZM228 230L232 231L231 229H228ZM252 230H254V229H252ZM230 231H229V232H230ZM242 231H243V230H242ZM246 231H247V230H246ZM230 233H231V232H230ZM238 233H240V232L238 231ZM250 233H251V231H250ZM182 234H183V233H182ZM225 234H226V233H225ZM240 234H241V233H240ZM244 234H245V233H244ZM263 234H264V232H263ZM250 235H252V234H250ZM254 235H255V233H254ZM165 236H166V235H165ZM241 236H242V235H241ZM246 236H247V235H246ZM170 237H171V236H170ZM241 238L244 239L243 236H242ZM176 239H177V237H176ZM226 239H227V238H226ZM229 239H230V238H229ZM229 239H228V240H229ZM256 239H257V238H256ZM256 239H254V240H256ZM263 240H264V239H263ZM245 241H246V240H245ZM256 241H257V240H256ZM248 242H249V241H248ZM246 243H247V242H246ZM246 243H245V244H246ZM257 244H258V243H257ZM249 245H251V244H249ZM252 245H253V244H252ZM252 245H251V246H252ZM257 246H258V245H257ZM259 246H260V243H259ZM13 247H14V246H13ZM35 247H36V246H35ZM253 247H254V246H253ZM245 248H246V247H245ZM260 248H261V247H260ZM260 248H258V249L260 250ZM262 248H263V246H262ZM250 249H251V247H250ZM258 249H257V250H258ZM247 250H248V249H247ZM257 250H256V251H257ZM263 250H264V248H263ZM263 250L261 249V251H263ZM10 251H11V250H10ZM245 251H246V250H245ZM252 251H253V250H252ZM25 252H26V251H25ZM246 252H247V251H246ZM251 254H252V252H251ZM258 255H259V254H258ZM260 256H261V255H259V257H260ZM256 257H257V256H256ZM260 259H261V258H260ZM258 260H259V259H258ZM254 261H255V260H254ZM252 262H253V261H252ZM256 263H257V262H256Z\"/></svg>", "mask_w": 264, "mask_h": 264}]
</instances>
